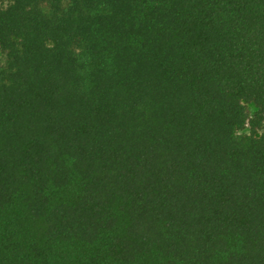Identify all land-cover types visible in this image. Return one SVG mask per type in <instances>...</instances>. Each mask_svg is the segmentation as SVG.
<instances>
[{
    "label": "trees",
    "instance_id": "obj_1",
    "mask_svg": "<svg viewBox=\"0 0 264 264\" xmlns=\"http://www.w3.org/2000/svg\"><path fill=\"white\" fill-rule=\"evenodd\" d=\"M0 264H264V0H0Z\"/></svg>",
    "mask_w": 264,
    "mask_h": 264
},
{
    "label": "rangeland",
    "instance_id": "obj_2",
    "mask_svg": "<svg viewBox=\"0 0 264 264\" xmlns=\"http://www.w3.org/2000/svg\"><path fill=\"white\" fill-rule=\"evenodd\" d=\"M2 59H3V54L0 51V62L2 61Z\"/></svg>",
    "mask_w": 264,
    "mask_h": 264
}]
</instances>
